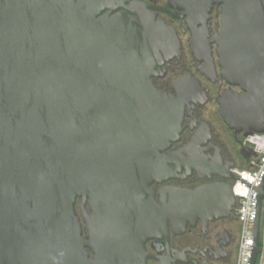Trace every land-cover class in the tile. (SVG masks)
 Masks as SVG:
<instances>
[{"label": "water", "instance_id": "95a60500", "mask_svg": "<svg viewBox=\"0 0 264 264\" xmlns=\"http://www.w3.org/2000/svg\"><path fill=\"white\" fill-rule=\"evenodd\" d=\"M121 1L0 0V264H146L145 243L169 223L180 235L235 202L231 186L206 185L155 203L149 187L182 171L166 151L184 106L154 84L157 32L114 15ZM170 1L192 21L213 2ZM223 13L219 65L245 94L224 96L221 117L264 134V0H225ZM256 191L251 264L264 181Z\"/></svg>", "mask_w": 264, "mask_h": 264}, {"label": "flooded vegetation", "instance_id": "af4514ba", "mask_svg": "<svg viewBox=\"0 0 264 264\" xmlns=\"http://www.w3.org/2000/svg\"><path fill=\"white\" fill-rule=\"evenodd\" d=\"M224 6L225 0H213L194 21L170 0H122L114 13L134 15L144 33L148 31L145 24L153 26L158 42L152 37L155 44L152 45L149 38L147 44L155 64L154 84L184 106L180 139L166 151L175 161L170 168L174 172L182 171L177 172L175 178L154 182L149 187L161 208L163 198L166 197L169 204L167 192L173 188L232 187L231 178L237 175L239 167L250 169L251 162L258 157L257 152L245 144L244 135L231 130L220 114L219 103L224 96L245 94L240 85L226 81L219 65V46L215 40L222 32ZM237 155L243 157L241 162L237 161ZM227 205L226 213L214 221L205 225L199 220L195 227L188 225L180 235L174 234L169 223L167 239L163 231L161 238L145 243L146 264H237L239 202L235 199ZM78 207L76 212L83 224V237L88 239L80 203ZM86 213L92 215L89 204ZM257 250L252 264H264V202L260 210ZM87 253L90 260L95 258L90 249Z\"/></svg>", "mask_w": 264, "mask_h": 264}, {"label": "built area", "instance_id": "2783aa9c", "mask_svg": "<svg viewBox=\"0 0 264 264\" xmlns=\"http://www.w3.org/2000/svg\"><path fill=\"white\" fill-rule=\"evenodd\" d=\"M245 144L257 152L248 170H237L238 180H233L232 190L239 202L237 219L240 225L237 264H251L255 251V224L258 218L259 195L256 191L264 181V134L245 138Z\"/></svg>", "mask_w": 264, "mask_h": 264}, {"label": "rangeland", "instance_id": "374dc122", "mask_svg": "<svg viewBox=\"0 0 264 264\" xmlns=\"http://www.w3.org/2000/svg\"><path fill=\"white\" fill-rule=\"evenodd\" d=\"M219 122L221 123V121H219ZM227 140L230 141V138L227 137ZM230 143H232V142L230 141ZM232 146H233V145H232ZM242 158H243V157H242L241 155H237V156H236V159H237V161H239V162L242 161ZM239 168H240V170H241V169H243L244 167L240 166ZM79 203H80V200H78L77 205H76V206H77L76 209H78V210H79V207H78V206H79Z\"/></svg>", "mask_w": 264, "mask_h": 264}]
</instances>
